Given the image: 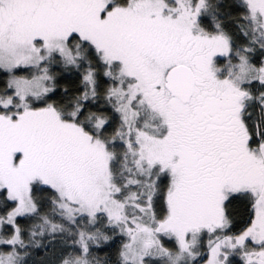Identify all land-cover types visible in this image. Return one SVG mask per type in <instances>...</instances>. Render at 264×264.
Returning <instances> with one entry per match:
<instances>
[{
	"label": "snow or ice",
	"instance_id": "obj_1",
	"mask_svg": "<svg viewBox=\"0 0 264 264\" xmlns=\"http://www.w3.org/2000/svg\"><path fill=\"white\" fill-rule=\"evenodd\" d=\"M0 264H264V0H0Z\"/></svg>",
	"mask_w": 264,
	"mask_h": 264
}]
</instances>
